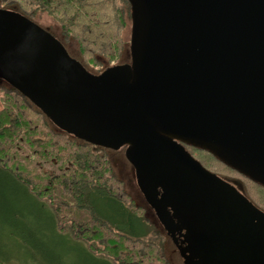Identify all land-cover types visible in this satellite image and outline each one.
<instances>
[{"label": "water", "instance_id": "1", "mask_svg": "<svg viewBox=\"0 0 264 264\" xmlns=\"http://www.w3.org/2000/svg\"><path fill=\"white\" fill-rule=\"evenodd\" d=\"M128 2L129 62L98 75L0 6V79L61 131L127 147L141 193L187 223L173 238L182 262L210 264L238 244L264 264V213L183 146L264 187V0Z\"/></svg>", "mask_w": 264, "mask_h": 264}, {"label": "trees", "instance_id": "2", "mask_svg": "<svg viewBox=\"0 0 264 264\" xmlns=\"http://www.w3.org/2000/svg\"><path fill=\"white\" fill-rule=\"evenodd\" d=\"M0 6L15 9L32 21L37 12L47 13L59 24L62 44L74 39L82 65L99 73L116 66L124 54L129 57L123 40V32L131 25L128 0H0ZM0 92V173L52 209L57 233L81 243L105 264H168L167 238L152 227L146 208L125 190L106 155L93 144L55 128L17 90L0 86ZM183 146L207 172L239 184L264 212L263 186L209 152ZM0 210L23 219L20 212L24 209L11 193L1 191ZM24 226L32 228L31 222ZM57 247L48 254L71 264L68 247L62 243Z\"/></svg>", "mask_w": 264, "mask_h": 264}, {"label": "rangeland", "instance_id": "3", "mask_svg": "<svg viewBox=\"0 0 264 264\" xmlns=\"http://www.w3.org/2000/svg\"><path fill=\"white\" fill-rule=\"evenodd\" d=\"M33 23L53 37H61L59 24L47 13L37 12L33 17ZM90 25L93 26L91 22ZM130 29L131 25L128 23L123 32V40L126 43L125 51L129 48ZM67 44L65 49L69 57L82 65L77 42L71 39ZM128 62V58L124 54L121 60L116 63L117 65H113H124ZM82 66L89 74H99L95 68ZM0 86L6 87L7 85L2 83ZM1 97L2 93L0 92V107ZM93 144L106 155L114 174L123 182L125 190L136 204L146 208V217L152 227L159 229L152 210L146 206L145 199L138 188L135 169L127 150L123 148L113 150L107 146L108 143L105 141ZM1 191L17 197L24 209L20 215L24 220L26 219V222L23 219H15L9 214H4L0 210V262L3 264H63L61 263L63 259L58 262L48 254V250H58L57 245L62 243L65 248L68 247L71 264H105L103 259L90 255L81 243L73 240L70 236H60L56 231L52 209L46 203L39 202L25 186H21L18 182L14 184L2 173H0V193ZM30 222L32 228H25L24 224ZM164 253L168 264H183L173 242L168 238L164 244Z\"/></svg>", "mask_w": 264, "mask_h": 264}, {"label": "flooded vegetation", "instance_id": "4", "mask_svg": "<svg viewBox=\"0 0 264 264\" xmlns=\"http://www.w3.org/2000/svg\"><path fill=\"white\" fill-rule=\"evenodd\" d=\"M2 83L6 84L3 80L0 79V85ZM52 124H53V126L55 128L59 129L54 123H52ZM123 149L126 150L127 147H123ZM217 179H220L227 186L233 187L238 193H240L245 198H247L244 195V193H243L241 187L239 186V184H237L236 182L223 180L220 177L217 178ZM215 189L218 191V188L215 187ZM219 190H221V189H219ZM157 193H159L158 199H160V196H161L160 191H157ZM142 196L145 199V202L147 204L146 206L150 210H152L151 212H153L154 217L157 220V223H158V225L160 227L159 229L164 233L166 238L170 239L173 242V245L175 246V248H176L178 253H179V251H182L181 250L182 249L181 245H180L181 249L179 248V244L180 243L174 241L173 238H174V236L178 237V235L181 236V235H183L185 233V231H182L183 233H181V234H179L178 232L181 231L182 228L187 223L181 224V223L177 222V219L174 218L173 213H172V211L170 209H167L165 211L158 210L157 207L160 206V205L150 202L143 194H142ZM163 214L165 215V217H163ZM168 214H169V216H168ZM197 226H199V228L200 227L203 228V229L205 228V226L202 224V222H200ZM214 250L217 252V253H215V256L218 259L215 260L214 262H210V264H251V262H250V260L248 258V255H247V253L245 251V248H243L242 245H238V244L237 245H230L227 248L214 249ZM222 253H223V255H222ZM195 262H196V264H202L198 260H195ZM183 264H185V263L183 262Z\"/></svg>", "mask_w": 264, "mask_h": 264}]
</instances>
